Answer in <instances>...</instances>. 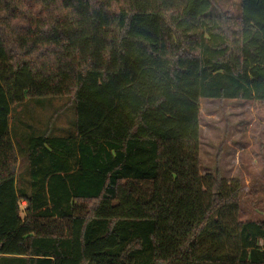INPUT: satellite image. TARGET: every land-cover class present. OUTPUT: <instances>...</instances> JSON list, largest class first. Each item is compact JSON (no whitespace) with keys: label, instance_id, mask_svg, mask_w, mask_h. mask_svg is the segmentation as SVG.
<instances>
[{"label":"trees","instance_id":"obj_1","mask_svg":"<svg viewBox=\"0 0 264 264\" xmlns=\"http://www.w3.org/2000/svg\"><path fill=\"white\" fill-rule=\"evenodd\" d=\"M67 95L20 189L12 108ZM202 99L264 102V0H0V264H264L241 183L201 173Z\"/></svg>","mask_w":264,"mask_h":264},{"label":"rangeland","instance_id":"obj_2","mask_svg":"<svg viewBox=\"0 0 264 264\" xmlns=\"http://www.w3.org/2000/svg\"><path fill=\"white\" fill-rule=\"evenodd\" d=\"M214 1L218 8L239 14L240 0ZM12 112L10 133L21 178L18 187L29 192V138L46 131L54 136L74 133L75 101L69 95L33 98L15 104ZM199 161L203 175L219 173L241 183L243 219L264 220V102L202 99Z\"/></svg>","mask_w":264,"mask_h":264}]
</instances>
